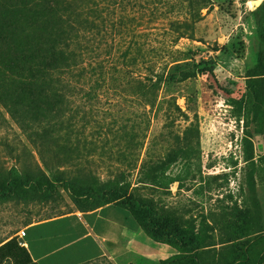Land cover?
I'll return each mask as SVG.
<instances>
[{
  "label": "rangeland",
  "instance_id": "rangeland-1",
  "mask_svg": "<svg viewBox=\"0 0 264 264\" xmlns=\"http://www.w3.org/2000/svg\"><path fill=\"white\" fill-rule=\"evenodd\" d=\"M110 195L172 257L259 261L264 0H0V247Z\"/></svg>",
  "mask_w": 264,
  "mask_h": 264
},
{
  "label": "crops",
  "instance_id": "crops-1",
  "mask_svg": "<svg viewBox=\"0 0 264 264\" xmlns=\"http://www.w3.org/2000/svg\"><path fill=\"white\" fill-rule=\"evenodd\" d=\"M22 231L24 238L15 237L19 244L24 240L20 245L33 264H160L176 254L171 244L150 239L118 205L32 223Z\"/></svg>",
  "mask_w": 264,
  "mask_h": 264
},
{
  "label": "trees",
  "instance_id": "trees-1",
  "mask_svg": "<svg viewBox=\"0 0 264 264\" xmlns=\"http://www.w3.org/2000/svg\"><path fill=\"white\" fill-rule=\"evenodd\" d=\"M108 205H118L121 206L129 211V213L132 215L134 220L137 222L138 226L144 231V233L153 241L158 243H169L171 245H174L171 240V235L166 234L163 230L162 225L156 221L155 216L152 211L151 216H146L143 214V208L141 205L134 200L133 197L129 196H115L110 195L107 198L101 200L98 203L91 202L90 206L88 208H85L82 212H91L95 211L97 209L106 207ZM60 217V216H59ZM180 244L183 248H188L189 244L186 243L184 240H179ZM11 246L14 247V252H23L26 251L24 246H21L18 241L14 242H8L4 246L0 247V254H3L5 251V248H10ZM193 254L191 253H185L180 252V254L176 255L175 257H172L168 259L167 261H164L160 264H200L198 252L196 248H193ZM261 258L259 261H256L255 263H239V264H264V249L261 250Z\"/></svg>",
  "mask_w": 264,
  "mask_h": 264
},
{
  "label": "built area",
  "instance_id": "built-area-1",
  "mask_svg": "<svg viewBox=\"0 0 264 264\" xmlns=\"http://www.w3.org/2000/svg\"><path fill=\"white\" fill-rule=\"evenodd\" d=\"M25 236H26V232H25V231H21V232H20V237H21V238H24Z\"/></svg>",
  "mask_w": 264,
  "mask_h": 264
},
{
  "label": "water",
  "instance_id": "water-1",
  "mask_svg": "<svg viewBox=\"0 0 264 264\" xmlns=\"http://www.w3.org/2000/svg\"><path fill=\"white\" fill-rule=\"evenodd\" d=\"M255 5H256V6H259L260 4H258V1H256V2H255ZM20 244L23 245V244H24V240H21V241H20Z\"/></svg>",
  "mask_w": 264,
  "mask_h": 264
}]
</instances>
